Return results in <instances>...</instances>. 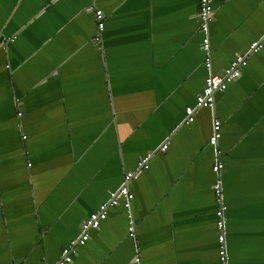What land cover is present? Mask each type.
<instances>
[{
	"label": "crops",
	"instance_id": "1",
	"mask_svg": "<svg viewBox=\"0 0 264 264\" xmlns=\"http://www.w3.org/2000/svg\"><path fill=\"white\" fill-rule=\"evenodd\" d=\"M199 1L0 0V264H56L148 152L131 209L109 207L72 264H222L215 120L228 264H264V47L186 124L206 77ZM214 6L222 74L264 36V0Z\"/></svg>",
	"mask_w": 264,
	"mask_h": 264
},
{
	"label": "built area",
	"instance_id": "2",
	"mask_svg": "<svg viewBox=\"0 0 264 264\" xmlns=\"http://www.w3.org/2000/svg\"><path fill=\"white\" fill-rule=\"evenodd\" d=\"M215 0H200L199 1V31L203 34L202 39V50L204 51L205 58L203 62L204 69L206 70L205 85L202 92L197 96L196 105L193 107L186 108V120L185 123L189 124L194 121V116L201 108H211L214 106L215 94L217 92L226 91L228 85L233 81L241 77L245 67L248 64V56L253 53H257L264 47V36L261 39L254 41L246 55H237L236 59L225 68L222 74H216L212 69V49L210 39V24L214 19L215 12ZM97 20V34L94 38L97 44L101 43V33L104 30V13L102 10L96 11ZM19 116L22 113L18 114ZM222 137L221 133V122L215 120L213 123L212 134L209 138V144L214 148L216 152V162L213 166V172L217 179L213 185L214 195L218 203V209L216 210V227L218 230V254L222 264H228L227 254V237H226V212L227 205L225 203L224 187L221 180V170L224 165L220 160V151L218 149V143ZM25 138V137H24ZM167 144H164L159 150L165 152ZM154 157L153 152H148L141 156L137 163V167L134 171L126 173L123 184L114 192L111 193L110 198L100 205L99 209L93 212L85 221L82 222L80 227V234L75 239L71 240L69 245L65 247L59 260L56 264H72L74 260V254L76 249L80 246L85 245L90 239V232L101 226L102 221L107 218L109 207H115L120 204L130 210L132 200L134 199L133 193L130 191L129 183L138 177V175L150 168L149 162ZM135 233V222L133 219L130 221L129 234L133 236ZM139 261V260H138Z\"/></svg>",
	"mask_w": 264,
	"mask_h": 264
}]
</instances>
